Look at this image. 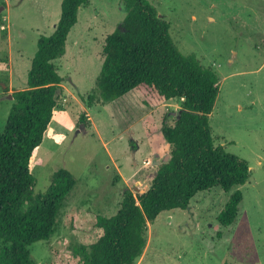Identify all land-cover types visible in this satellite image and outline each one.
I'll list each match as a JSON object with an SVG mask.
<instances>
[{
    "label": "rangeland",
    "instance_id": "obj_1",
    "mask_svg": "<svg viewBox=\"0 0 264 264\" xmlns=\"http://www.w3.org/2000/svg\"><path fill=\"white\" fill-rule=\"evenodd\" d=\"M61 1L0 0V130L12 92L27 86L37 39L56 27ZM148 1L169 23L178 49L218 75L219 93L208 115L214 145L245 159L250 177L228 192L200 191L186 209L160 212L147 224L145 248L134 264H264V0ZM125 13L121 0H88L64 54L53 60L62 90L29 162L32 189L44 192L59 168L76 182L54 233L29 246L36 264H82L97 237L95 216L115 214L126 188L144 192L167 159L161 121H174L180 98L149 108L131 90L125 98L87 103L95 93L104 38ZM236 189L242 192L237 216L222 226L217 215Z\"/></svg>",
    "mask_w": 264,
    "mask_h": 264
},
{
    "label": "trees",
    "instance_id": "obj_2",
    "mask_svg": "<svg viewBox=\"0 0 264 264\" xmlns=\"http://www.w3.org/2000/svg\"><path fill=\"white\" fill-rule=\"evenodd\" d=\"M121 1L126 13L104 38L95 93L87 103L112 101L133 89L149 108L174 97L181 103L172 123L165 117L161 121L168 160L158 166L144 192L134 194L126 188L115 214L95 216L97 237L82 264H134L145 248L147 224L160 212L186 209L196 193L214 187L228 192L250 177L245 159L227 152L223 145H214L208 115L219 93L216 72L194 54L178 49L169 23L148 0ZM87 2L61 1L54 31L37 39L26 88L11 94L13 103L0 130V264H36L29 246L54 233L58 211L76 182L69 170L59 168L47 189L34 193L29 162L62 90V77L53 60L64 54L78 10ZM80 120L85 122L83 114ZM241 200L239 189L230 194L217 215L220 225L234 222Z\"/></svg>",
    "mask_w": 264,
    "mask_h": 264
},
{
    "label": "crops",
    "instance_id": "obj_3",
    "mask_svg": "<svg viewBox=\"0 0 264 264\" xmlns=\"http://www.w3.org/2000/svg\"><path fill=\"white\" fill-rule=\"evenodd\" d=\"M130 91H131V90H130ZM133 91H134V89H133ZM135 91H136V90H135ZM127 93H128V92H127ZM127 93H126V94H127ZM131 93H132V92H131ZM124 95H125V94H124ZM124 95H123V96H121V97H119V98H122V97H124ZM129 95H130V94H129ZM125 97H126V96H125ZM125 97H124V98H125ZM117 99H118V98H117ZM165 103H166V102H165ZM166 145L168 146V144H167V143H166Z\"/></svg>",
    "mask_w": 264,
    "mask_h": 264
},
{
    "label": "water",
    "instance_id": "obj_4",
    "mask_svg": "<svg viewBox=\"0 0 264 264\" xmlns=\"http://www.w3.org/2000/svg\"><path fill=\"white\" fill-rule=\"evenodd\" d=\"M166 158H167L166 160H168V158H169V154L166 156Z\"/></svg>",
    "mask_w": 264,
    "mask_h": 264
}]
</instances>
